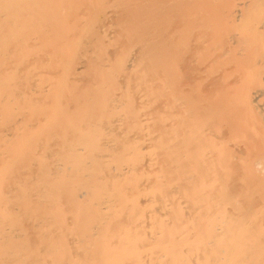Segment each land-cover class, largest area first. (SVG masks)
<instances>
[{
  "label": "bare ground",
  "instance_id": "6f19581e",
  "mask_svg": "<svg viewBox=\"0 0 264 264\" xmlns=\"http://www.w3.org/2000/svg\"><path fill=\"white\" fill-rule=\"evenodd\" d=\"M0 264H264V0H0Z\"/></svg>",
  "mask_w": 264,
  "mask_h": 264
}]
</instances>
